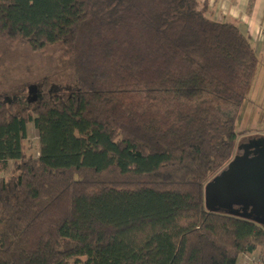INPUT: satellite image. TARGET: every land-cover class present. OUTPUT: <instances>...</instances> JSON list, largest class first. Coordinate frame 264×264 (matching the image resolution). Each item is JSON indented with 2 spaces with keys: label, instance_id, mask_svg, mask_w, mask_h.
<instances>
[{
  "label": "trees",
  "instance_id": "trees-1",
  "mask_svg": "<svg viewBox=\"0 0 264 264\" xmlns=\"http://www.w3.org/2000/svg\"><path fill=\"white\" fill-rule=\"evenodd\" d=\"M50 47L75 91L0 95V264H264V226L205 203L260 69L239 24L198 0H0V65Z\"/></svg>",
  "mask_w": 264,
  "mask_h": 264
},
{
  "label": "rangeland",
  "instance_id": "rangeland-1",
  "mask_svg": "<svg viewBox=\"0 0 264 264\" xmlns=\"http://www.w3.org/2000/svg\"><path fill=\"white\" fill-rule=\"evenodd\" d=\"M17 52L20 53L16 62L6 64V66L0 65V95H5L9 100L21 103L23 96L18 93L26 89L29 97H33L30 101L37 104L41 83L44 79L52 84L53 93L61 90L69 92L76 90L72 62L62 55L60 47H50L43 55L36 58L31 56L26 48ZM263 69L264 65L260 64V70L256 75L254 86L245 107V109L249 107L254 109L244 110L236 122L237 132H245L246 135L238 138L237 151L235 150L234 155L240 154V151L238 152L239 145H246L249 141L264 140V81L261 82L263 79V71L261 73V70ZM26 148L28 155L35 158L39 157V136L33 124L28 125ZM243 153L244 151H241V155ZM12 173L13 165L10 164L7 171L0 173V177L8 179ZM260 260L261 253L258 251L245 260L244 264H255Z\"/></svg>",
  "mask_w": 264,
  "mask_h": 264
},
{
  "label": "water",
  "instance_id": "water-1",
  "mask_svg": "<svg viewBox=\"0 0 264 264\" xmlns=\"http://www.w3.org/2000/svg\"><path fill=\"white\" fill-rule=\"evenodd\" d=\"M256 144L262 146L257 150L260 156L249 158L250 146ZM239 146L240 154L235 155L228 168L206 185V208L214 213L251 219L264 226V140ZM241 151H244L242 155Z\"/></svg>",
  "mask_w": 264,
  "mask_h": 264
},
{
  "label": "crops",
  "instance_id": "crops-1",
  "mask_svg": "<svg viewBox=\"0 0 264 264\" xmlns=\"http://www.w3.org/2000/svg\"><path fill=\"white\" fill-rule=\"evenodd\" d=\"M198 1L203 5L207 4L208 16L212 19L218 22L238 23L242 33L250 40L260 64L264 65V0ZM261 73L263 75L262 82L264 81V69L261 70ZM252 109L254 108L249 107L244 110Z\"/></svg>",
  "mask_w": 264,
  "mask_h": 264
},
{
  "label": "flooded vegetation",
  "instance_id": "flooded-vegetation-1",
  "mask_svg": "<svg viewBox=\"0 0 264 264\" xmlns=\"http://www.w3.org/2000/svg\"><path fill=\"white\" fill-rule=\"evenodd\" d=\"M259 145H260V146H259ZM253 147H256V149H255V150L252 149ZM261 147H262L261 144H256L255 146H250V151L248 152L249 155H247V156H248L249 158H253V159H254L255 157L258 158V157L260 156V154L258 153L257 150L261 149ZM248 148H249V147H248ZM243 156H244V155H243ZM234 158H235V157H234ZM233 160H234V159H233ZM233 160H232V161H233ZM232 161H231V162H232ZM231 162H230V163H231ZM230 163H229V164H230ZM229 164H228V166H229ZM228 166L225 167L224 170L221 171V173H223V172L228 168ZM221 173H220V174H221ZM220 174H219V175H220ZM219 175H218V176H219ZM237 210H238V208H237Z\"/></svg>",
  "mask_w": 264,
  "mask_h": 264
}]
</instances>
